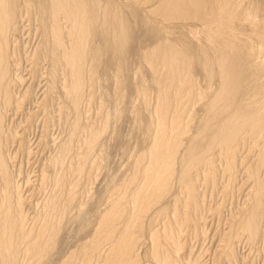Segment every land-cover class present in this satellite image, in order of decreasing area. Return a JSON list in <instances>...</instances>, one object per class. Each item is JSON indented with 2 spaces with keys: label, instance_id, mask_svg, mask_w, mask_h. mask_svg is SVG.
Returning a JSON list of instances; mask_svg holds the SVG:
<instances>
[{
  "label": "bare ground",
  "instance_id": "bare-ground-1",
  "mask_svg": "<svg viewBox=\"0 0 264 264\" xmlns=\"http://www.w3.org/2000/svg\"><path fill=\"white\" fill-rule=\"evenodd\" d=\"M138 24L152 137L90 205L95 61ZM0 264H264V0H0Z\"/></svg>",
  "mask_w": 264,
  "mask_h": 264
},
{
  "label": "rangeland",
  "instance_id": "rangeland-1",
  "mask_svg": "<svg viewBox=\"0 0 264 264\" xmlns=\"http://www.w3.org/2000/svg\"><path fill=\"white\" fill-rule=\"evenodd\" d=\"M132 22L135 23V19ZM178 30L176 35L183 37L187 35L183 32V30H187L186 28L179 27ZM152 41L153 35L151 36L146 31V26L135 25L133 39L123 46L121 57L106 47L100 58L95 61L94 70L100 82L99 88L97 87L95 90V102L97 104L104 103L105 108H110V123L103 134L104 137L102 136V144L98 149L100 153L96 152L98 161L94 169L97 173L94 171V178L90 184V189L93 184L89 198L91 202H88L90 205L104 204L108 201L109 193L111 194V190L115 186L121 185L124 180H129L135 159L139 154L145 152L150 144L152 130L149 128V124L151 119L139 92L142 90L151 94L152 102L155 101L158 84L156 85L157 81H155L153 70L142 57L145 50L151 48ZM120 58L122 62H120ZM192 68L193 76L204 86L206 80L202 66L197 59ZM195 109L192 111L193 113L201 114L199 106ZM96 111L97 107L94 104L91 114L93 113L94 121L98 123L95 116H99L100 111L98 110L99 114ZM102 152L104 154H101ZM35 159L32 160L34 163H29L30 167L37 163L38 158ZM29 166L25 162L26 170L30 169ZM90 211L93 213L94 208L91 207ZM92 213L88 217L94 219L95 215ZM84 224L85 222L70 224L66 233L72 232V230L76 233Z\"/></svg>",
  "mask_w": 264,
  "mask_h": 264
}]
</instances>
